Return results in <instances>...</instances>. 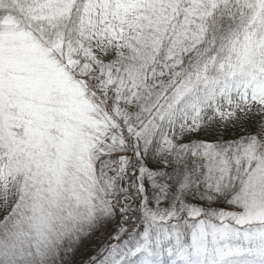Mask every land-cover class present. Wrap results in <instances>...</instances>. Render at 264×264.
<instances>
[{"label":"snow or ice","instance_id":"1","mask_svg":"<svg viewBox=\"0 0 264 264\" xmlns=\"http://www.w3.org/2000/svg\"><path fill=\"white\" fill-rule=\"evenodd\" d=\"M0 264H264V0H0Z\"/></svg>","mask_w":264,"mask_h":264}]
</instances>
